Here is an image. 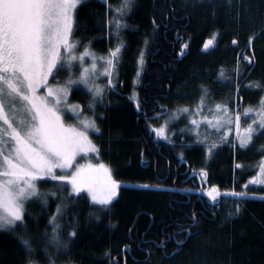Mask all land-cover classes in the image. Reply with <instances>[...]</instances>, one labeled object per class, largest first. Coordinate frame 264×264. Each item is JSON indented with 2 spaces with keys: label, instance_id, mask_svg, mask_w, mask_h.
<instances>
[{
  "label": "trees",
  "instance_id": "1",
  "mask_svg": "<svg viewBox=\"0 0 264 264\" xmlns=\"http://www.w3.org/2000/svg\"><path fill=\"white\" fill-rule=\"evenodd\" d=\"M119 2L85 0L75 11L72 41L96 57L121 47L112 76L117 86L106 90L103 105L96 106L101 133L93 137L99 160L112 169L121 187L117 199L102 212L99 206L90 207L86 194L81 193L73 207L56 183L40 184V192L49 194L50 213L62 201L68 204L61 221L66 228L73 214L79 218V235L56 264H264V185L250 183L259 178V165L264 163V135L242 149L234 122L224 140L220 136L226 129L217 133L202 123L201 137L210 132L208 143L219 145L208 156L205 145L196 142L191 132L173 135L189 124V114L148 121L155 127L170 121L168 139L157 138L145 130L146 122L131 99L138 94L149 117L160 112L159 106L169 112L183 107L195 111L203 95L199 86L204 85L209 94L203 115L211 118L209 108L214 113L216 104L228 105L233 115L238 110L242 135L257 119L255 111L245 114V109H258L264 97V0H136L134 11L121 21L126 26L117 38L115 28L108 25L115 15L108 6ZM250 37H254L251 43ZM209 39L214 40L213 47L204 51ZM64 75V70L56 72L52 80ZM85 98L88 113L90 99ZM201 169L208 172L203 181ZM144 184L158 189L140 187ZM213 185L221 192L246 191L258 198L237 201L222 196L214 203L198 195L201 188ZM237 203L242 213L230 216ZM25 207L36 221H28L29 231L43 232L47 217L42 216L40 201ZM89 212L100 219L89 217ZM193 214L198 220L195 225L190 219ZM62 236L67 242V232ZM38 243L41 249L47 247L42 240ZM23 259L10 235L0 234V264H22ZM33 259L45 264L43 252Z\"/></svg>",
  "mask_w": 264,
  "mask_h": 264
},
{
  "label": "snow or ice",
  "instance_id": "2",
  "mask_svg": "<svg viewBox=\"0 0 264 264\" xmlns=\"http://www.w3.org/2000/svg\"><path fill=\"white\" fill-rule=\"evenodd\" d=\"M84 2L85 0H0V234L10 235L16 247L24 253L22 264H38L33 259L38 252H43L45 264H56L60 255L68 251L69 244L74 243L79 235L78 214H73L66 228L61 221L65 218L68 204L62 201L57 204L55 212L50 213L49 194L38 190V182L56 183L61 192H67V199L73 201V207L80 194L86 191L91 200L90 207L99 206L102 212H107L121 187L112 178L111 168L103 163H89L71 171L81 153H99L89 132L101 133L96 123V106L97 103L103 105L106 90H114L117 86L112 76L116 73L117 58L121 52L120 46L110 49L107 59L92 55L90 49L80 55L75 54L77 44L72 41L75 11ZM135 5L136 0H120L116 6H108L109 11L115 13L108 25L115 28L117 38L119 31L126 26L121 21H126ZM152 25L154 29L158 27L155 18L152 19ZM253 39L254 37H250L249 43ZM147 43L146 39L145 44ZM213 44L214 40L209 39L203 48L208 49ZM232 44L236 45L237 41L233 40ZM187 47L185 44L184 48ZM62 49L66 55L62 53ZM86 56H90L92 60L88 67L84 66ZM75 61H80L81 71L73 79L72 68ZM98 61H103L102 73L97 67ZM139 63L142 67L143 54ZM61 70H67L69 78L63 84H51L50 77L54 78L56 72ZM99 75L106 78L104 86L96 83ZM219 75L223 78V70ZM80 84L84 85L91 96L87 107L93 113V118L79 121V126L69 125L64 120L65 112H70L74 117L81 114L76 112V106L68 104L73 86ZM260 86L256 85L257 88ZM199 90L203 95L195 111L183 107L169 112L165 106H159L160 112L152 117L144 113L138 94L131 99L135 100L138 115L146 122L145 130L154 132L157 138L168 139L166 132L170 121L164 120L159 127L148 121L161 120L167 115L178 119L181 112L189 114V124L173 135L183 136L191 132L196 142L205 145L208 156L219 145L215 142L208 143L210 132L201 137L202 123L215 129L217 133L226 129L220 136L224 140L234 122L239 147L242 149L249 147L257 135H264V97L261 98L258 109H245V114L255 111L257 119L247 125L241 135L239 111L233 115L228 105L216 104L214 113L209 108L211 118L203 115L209 90L204 85H200ZM42 91L43 95L40 94ZM196 116L201 119H196ZM236 167L241 168L242 165L237 164ZM196 175L197 173H193V179ZM199 175L203 181L208 172L201 169ZM250 183L264 184V163L259 165V178H252ZM140 187L149 188L151 185L144 184ZM50 195L61 199L56 192H51ZM198 195L206 196L214 203H219L218 198L222 196L238 200L248 198L246 191L221 192L215 185L207 189L201 188ZM34 200L40 201L42 216L47 217L43 232L31 233L28 229V221H36L27 214L25 206ZM242 211L241 205L237 203L229 215L238 216ZM88 215L100 219L95 212H89ZM190 219L193 225L198 223L196 214ZM17 229L21 231L18 232ZM65 232L67 242L62 236ZM41 240L46 242V248L39 247L38 242Z\"/></svg>",
  "mask_w": 264,
  "mask_h": 264
},
{
  "label": "rangeland",
  "instance_id": "3",
  "mask_svg": "<svg viewBox=\"0 0 264 264\" xmlns=\"http://www.w3.org/2000/svg\"><path fill=\"white\" fill-rule=\"evenodd\" d=\"M212 47H213V45H211L208 49H204L203 48V50L204 51H208ZM85 50H86V48H83L81 50V48L77 44V48H76L75 54L76 55H80L81 53H84ZM61 51H62V53H64L66 55L65 50L62 49ZM90 52H91L92 55L96 56L91 50H90ZM107 57H108V55L104 56L105 59H107ZM91 63H92V60H91L90 56H86L85 59H84V66L88 67ZM74 65L75 66L72 68V78L73 79L77 78L79 76L80 71H81L80 66H79L80 65V61H75ZM66 67L67 66L65 65V68ZM97 67L100 70V72L102 73L103 72V61H98ZM64 71H65L64 78H60L58 80L57 79L52 80L53 77H50V83L53 84V85H55L57 82L63 84L69 78V75H70V73L67 70H64ZM59 77L60 76H58L56 78H59ZM106 82H107L106 78L103 75H99V79L96 81V83L100 84L101 86H104L106 84ZM44 91H46V90H44ZM40 94L43 95L44 92L42 91ZM73 95L76 98H78V99L77 100L72 99ZM87 96H89V99H91V96L87 92V89L84 87V85L80 84V85H74L73 86V89H72V91L69 94L68 104L72 105V106H76V112L77 113H81V114L78 117H74L70 112H65L64 120H65L66 124L79 126V121H83V120H86V119H92L93 118V113L90 110L88 111V113L85 112L86 106H84V103L86 102V98L85 97H87ZM97 104H99V103H97ZM96 113L98 114L97 110H96ZM240 133H242L241 129H240ZM95 134H97V133H95L93 131L89 132L90 138L92 139L93 143H94L93 137H94ZM235 134L237 135L236 130H235ZM236 139H238V137ZM89 163H91L93 165H96V164H99V163H103V164L107 165L106 163H104L101 160H99V153H81L80 155L77 156V158H76V160L74 162V168L71 171H74L75 167H78V166H81V165H87ZM57 172L59 174V170H57ZM112 178L114 179L113 173H112ZM41 183L42 182H38V190L39 191H40V188H41L40 187ZM255 185H258V184H255ZM149 188L158 189V187H152V186L149 187ZM244 189L246 190L247 188L244 187ZM82 193L87 195L86 191L82 192ZM118 193H119V190H118ZM117 197H118V194L113 199L112 203L117 199ZM225 197L235 198V197H231V196H225ZM88 198L90 200V197H88ZM248 198H258V197L256 195H248ZM261 199H263V197H261ZM235 200H238V199L235 198ZM238 201H242V200H238ZM90 202H91V200H90ZM228 216L229 215H227V218H228Z\"/></svg>",
  "mask_w": 264,
  "mask_h": 264
},
{
  "label": "bare ground",
  "instance_id": "4",
  "mask_svg": "<svg viewBox=\"0 0 264 264\" xmlns=\"http://www.w3.org/2000/svg\"><path fill=\"white\" fill-rule=\"evenodd\" d=\"M176 125V124H175ZM254 150V149H253ZM180 156V155H179ZM237 162V161H236Z\"/></svg>",
  "mask_w": 264,
  "mask_h": 264
}]
</instances>
